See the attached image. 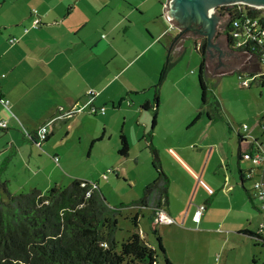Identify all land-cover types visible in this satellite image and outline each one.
<instances>
[{"label":"rangeland","instance_id":"1","mask_svg":"<svg viewBox=\"0 0 264 264\" xmlns=\"http://www.w3.org/2000/svg\"><path fill=\"white\" fill-rule=\"evenodd\" d=\"M102 1H109L110 9L117 16L114 23V20H111V24L103 28V22L107 21V13H102L95 24L97 29L100 24L98 36L104 34V37H108L107 40L114 36L115 43L120 44L119 49L116 46L121 55L119 60L110 63L113 71L111 75L113 77L115 73H120L121 70L118 68L131 60L135 63L132 69L120 77L123 73L121 72L117 77L121 84L130 82L148 85L146 82L150 80L155 81L154 87L161 84L157 124L153 126L152 110L143 111L129 104L117 112L108 104L106 115L97 116L84 110L75 114L67 125L56 128L50 124V119L44 123L50 128L52 134L50 141L43 144L42 148L38 146L37 156L41 165L47 172L54 171L51 162L53 155L57 154L62 175L59 171H54V174L62 181V187L69 186L74 179L88 181L99 186L111 207L126 206L121 210L122 217L116 235L121 243L133 230L127 218L137 213V209L130 207L129 204L138 200L145 186L156 179L152 167L153 158L147 147L150 133L158 132L155 140L153 139L155 147L157 143L164 146L171 137L167 132L173 129L175 139L179 138L186 144V153L196 161L200 152L204 154V161H207L212 151V154L220 150L224 151L229 154L225 165L226 169H230L228 174L232 178L231 184L234 185L233 194L239 193L243 197L244 204H237L234 211L228 215V208L225 207L230 205L222 201L220 212L217 211L211 219L206 221L202 217L203 220L201 219L199 223H192L190 219L193 211L187 213L186 209L192 202L190 200L194 194L197 193L196 195L201 197L206 195L200 181L218 194L223 193V190L217 189L213 182L202 177L198 171H194V180L181 173L184 176L182 189L187 202L185 206L183 202L181 204L175 200L174 202L176 208L181 205L180 208L185 209L184 214L176 218L172 224H158L150 221V209H143L138 231L148 245L157 250V264H165V261L156 236L152 233L153 228L157 229L162 238L171 264H264V229L261 228L264 226V218L246 198L247 193L240 184L238 167V150L240 147L244 148L239 140V134L242 138L247 137L251 141L257 138L258 141L264 142V127L261 125L264 123V87L259 85L257 79L250 76L254 73H263L264 67L256 58L246 55L239 65V70L234 69L216 75L206 73L211 99L215 97L220 102L221 112L215 115L211 134L207 133L201 138L200 135L209 124V119L203 115L196 120L201 106V89L198 80L201 56L195 50L194 41L201 43L202 39L194 40L190 35H186L187 38L183 37L180 41L181 52L173 51L169 54L174 40L180 35L179 30L173 32L174 34L171 33L173 35L169 42L161 39L160 43H156L150 38L152 36L156 40L167 28V23L160 19L163 14L161 3L166 0H99L100 3ZM121 18L123 23L121 22L120 25L117 21ZM126 25H129L127 35L123 33ZM218 33L221 32L218 30ZM169 57L170 66L164 72ZM163 73L165 77L161 83ZM245 81L248 85L244 86ZM152 91L154 90L151 89L149 94H142L139 99L144 101L150 98L153 95ZM58 113L56 110L54 117H59ZM244 125L249 128L247 132L243 131ZM152 127H154L153 131ZM103 129L106 131L104 137ZM121 132L124 133L129 144L127 158L118 154ZM157 151L158 154L161 153L159 154L161 165V157L166 163L164 165H167V151L163 153L161 148ZM241 168L246 175L247 171L253 170V180L257 179V167L252 161L244 160ZM170 176L171 181L177 180L178 172ZM14 183L18 184L17 181ZM177 184L179 186V183ZM245 188L250 191L252 182H246ZM25 192L27 190L22 193ZM226 196L221 197L226 200ZM202 203L204 202L197 205ZM255 204L260 207L259 200H256ZM245 228L250 229L251 232L255 231V234H261L262 239L257 240L241 233L239 229Z\"/></svg>","mask_w":264,"mask_h":264},{"label":"crops","instance_id":"2","mask_svg":"<svg viewBox=\"0 0 264 264\" xmlns=\"http://www.w3.org/2000/svg\"><path fill=\"white\" fill-rule=\"evenodd\" d=\"M110 7L109 1L100 3L99 0H0V122L7 124V128H0V175L8 183L11 193L20 194L31 189H38L45 193L54 186L62 187V181L54 174V171H59L62 175L60 159L58 162L54 160L59 156L53 155L51 164L54 171L49 172L44 169L37 156L38 146L42 148L43 144L50 141L52 135L50 128L47 127L48 141L38 144V141L31 140V137L36 136L34 134H38L40 128L50 119L54 120L51 125L56 128L67 125L71 118L78 114L77 112L70 117H54L56 110L61 116L72 110L77 111L90 99V91L95 94L94 105L97 108H105L104 114L101 115H106L108 104L113 111L117 112L127 104L143 110L144 104L153 102V95L151 99L147 98L144 101L139 99V96L144 93L149 94L154 88L155 81L146 82L148 85L130 82L121 84L117 78L121 72L123 73L120 77L132 69L135 65L133 61L130 60L118 68L121 70L120 73H115L113 77L111 75L113 71H111L110 63H116L121 56L118 50L120 44L115 43L114 36L110 40H107L108 37H104V34L98 36L100 24L98 29L95 28L96 19L102 13H107V21L103 22V26L101 25L103 28L108 27L111 20L115 22L117 16ZM36 18L41 20L39 28L33 27ZM122 20L123 18L117 22L121 25ZM128 32L129 25H126L123 33L127 35ZM164 32L159 37L157 35L156 40L152 36L150 38L156 43H160L161 39L169 42L174 33L164 34ZM221 35L222 33H217L215 40ZM190 36L194 40L205 39ZM183 37L187 38L186 35L181 36L174 45L178 44L182 47L180 41ZM174 51L181 52L178 49ZM171 52H173L172 49ZM207 72H209L208 69ZM6 101L7 105L4 104ZM143 111H151V109ZM212 124L213 122L209 121V124L205 126V130L200 135L201 138L207 133L211 134ZM153 129L154 127L151 130ZM105 132L103 129V137ZM156 134L158 132L152 133V144L153 139L157 137ZM167 135L171 137L164 146L156 141L155 148L160 147L163 153L167 151V165H164L166 163L161 157V166L164 169L162 170L166 171L168 175L164 173L170 180L168 201L164 210L173 220L181 217L185 211L183 207L180 208L181 205L176 208L174 200L180 204L183 202L184 206L187 202L182 189L184 176L181 173L194 180V171H198L202 177L213 182L217 189L223 190V193L218 194L216 191L212 196L206 190H204L206 195L203 197L197 196V193L194 194L190 200L194 204L189 203L186 209L187 213L193 211L190 219L192 223H195L193 214L196 205L201 202L207 203L203 216L206 221L211 219L217 211L220 212L222 201L230 205L225 207L228 208V215L234 211L237 204H244L243 197L239 193L233 194L234 185L231 184L232 178L228 174L230 169H226L225 165L229 154L221 150L212 154V151L208 160L204 161V154L200 152L197 162L186 153V144L179 138L175 139L173 129L167 132ZM159 137L161 138V135ZM205 140L207 142L208 138ZM258 140L255 138L251 141L245 137L241 140L244 148L239 149L242 153L251 152V144L257 143ZM244 160L238 159L241 181L240 170L244 172L241 168ZM177 172L178 179L171 181L170 174L174 175ZM15 181L18 182L17 185ZM221 196H226V200H223ZM252 232L255 233V231Z\"/></svg>","mask_w":264,"mask_h":264},{"label":"trees","instance_id":"3","mask_svg":"<svg viewBox=\"0 0 264 264\" xmlns=\"http://www.w3.org/2000/svg\"><path fill=\"white\" fill-rule=\"evenodd\" d=\"M244 14L260 18V25L264 26V9H248L243 13L235 6L230 12L231 20L225 25L222 35L226 37L227 45L232 51L250 55L261 63L264 43L260 44L257 40L249 41L236 49V42L229 34L232 22L242 19ZM194 43L195 50L201 56L198 70L201 106L196 120L206 115L209 121L213 122L215 115L221 112V104L215 97L211 99L208 87L207 43L205 39L200 45L197 41ZM170 59L167 69L170 66ZM258 75L250 74L253 77ZM164 77L165 73L162 81ZM256 79L259 85L264 87V75ZM160 85L153 88V102L142 106L143 110L153 111V126L157 120ZM34 135L36 136L31 137V140L36 142L38 140L34 137L38 139V135L36 133ZM151 138L152 133L147 138V147L153 158L152 167L156 179L145 186L138 200L129 204L130 207L137 209V213L127 218L133 230L121 243L116 235L122 217L121 210L126 206L111 207L97 184L74 179L67 187L54 186L45 193L31 189L25 193L13 194L8 188V183L0 175V264H157V250L150 247L138 231L139 219L143 216L141 210L150 209V221L153 223L156 222L158 211L164 209L168 201L170 180L162 170L158 151ZM48 139L49 135L45 137L43 143ZM242 139L239 134V140ZM119 142V156L128 157L129 144L122 132L119 135ZM253 145L255 143L251 144V149ZM238 159H243L240 149ZM240 174L244 183L250 182L241 170ZM242 188L247 193L248 201L264 218V213L255 204L256 199L244 186ZM152 233L156 236L165 264H171L157 229L153 228ZM241 233L262 239L261 234H255L247 229Z\"/></svg>","mask_w":264,"mask_h":264},{"label":"built area","instance_id":"4","mask_svg":"<svg viewBox=\"0 0 264 264\" xmlns=\"http://www.w3.org/2000/svg\"><path fill=\"white\" fill-rule=\"evenodd\" d=\"M168 5H169V0H166L165 2L161 4L162 13H163L161 18L167 23V28L164 34H170V33L177 31L176 26L167 17L166 8L168 7ZM235 6H237L238 9L242 11L243 13H246L248 9H257V10L262 9V8L253 7V6L244 5V4H233V5L219 7L216 11L218 15L222 16V18L226 15H229L227 19H225L222 22L220 21L219 23V31L221 33L224 32L225 25H227V23L230 22L231 20L230 12L233 10ZM260 23H261L260 18H252L246 14L243 15L242 19L232 22V27H231L232 30L231 32H229V34L232 36L233 40H235L236 42L235 43L236 49L242 47L245 43L249 41L257 40L260 44L264 43V26L263 24L260 25ZM40 25H41V20L39 18H36L33 22V27L38 28L40 27ZM260 62H261L260 64L264 67V54L260 58ZM261 75H264V72L261 74L259 73L258 76H255L253 78L255 79ZM243 85L244 86L248 85L247 81H245ZM89 95H90V99L80 109H78L77 111H73V110L69 111L63 114L62 116L60 115L59 117H70L74 113H77V112L81 113L84 110H88L89 113L91 114H104L105 108H102V107L97 108L94 105L95 94L93 92H89ZM4 104L7 105V101L4 102ZM53 122L54 120H52L50 124H52ZM262 126L264 127V123L262 124ZM47 127L48 125H45L41 127L40 130L38 131V134H37L38 144H41L45 140V137L48 134ZM0 128H7V124L4 122H0ZM243 131L244 132L248 131V127L246 125L243 126ZM243 159L252 161L257 167L258 173H257L256 180H253V177H252L254 174L253 170L247 171V175L246 174L244 175L247 180H250V182H252V189L250 190V194L254 199L260 201L259 208L264 213V142L258 141L257 143H255V145L252 147L251 152L243 153ZM54 160L58 162L59 158L55 157ZM200 183L202 184V186L205 188V190L210 196L214 194V191L210 189L207 185L202 183V181H200ZM205 211H206L205 202L200 205H197L196 210L193 214V220L195 223H199L201 221ZM156 223L172 224L174 223V220L166 213L164 209H161L158 211V214L156 217ZM261 228L264 229V226H261Z\"/></svg>","mask_w":264,"mask_h":264},{"label":"water","instance_id":"5","mask_svg":"<svg viewBox=\"0 0 264 264\" xmlns=\"http://www.w3.org/2000/svg\"><path fill=\"white\" fill-rule=\"evenodd\" d=\"M233 4H244L264 9V0H169V5L166 8L167 17L180 31V35L174 40L172 46L183 35L204 37L207 41V54L211 58L208 71L212 75L238 69L246 55L237 51H226L220 59L221 50L226 46L227 40L223 35L215 40L220 21L229 17L226 15L222 18L216 11L221 6ZM228 54L230 55L228 56ZM168 60L164 72L167 70ZM240 184L244 186L246 183L240 180Z\"/></svg>","mask_w":264,"mask_h":264},{"label":"flooded vegetation","instance_id":"6","mask_svg":"<svg viewBox=\"0 0 264 264\" xmlns=\"http://www.w3.org/2000/svg\"><path fill=\"white\" fill-rule=\"evenodd\" d=\"M181 46L180 45H178V44H175V45H173L172 46V51H174V50H181ZM226 51H229V52H231L232 50L226 45V46H224V48L221 50V57H220V59L223 57V55H224V53L226 52ZM230 54H228V56H229ZM210 60H211V58H210V55L209 54H207V67H206V70L208 69V66H209V63H210Z\"/></svg>","mask_w":264,"mask_h":264}]
</instances>
